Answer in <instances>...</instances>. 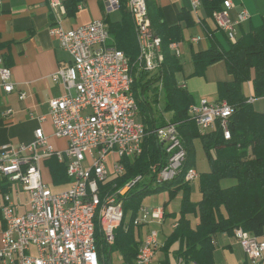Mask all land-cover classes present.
<instances>
[{
	"label": "built area",
	"instance_id": "built-area-1",
	"mask_svg": "<svg viewBox=\"0 0 264 264\" xmlns=\"http://www.w3.org/2000/svg\"><path fill=\"white\" fill-rule=\"evenodd\" d=\"M132 1L136 23L141 24L145 35V62L139 63V69L149 74L150 79L160 76L158 82L163 83L162 61L157 54L156 37H153L145 5L143 0ZM51 5L62 7V2L51 0ZM191 5L193 14L200 20L201 0H191ZM232 7L233 1L225 0L223 8L214 12L212 18L216 27L235 42L238 39L237 26L250 16L243 9L234 20L230 15ZM107 8L109 11L119 10V0H108ZM50 33L71 57L70 62L62 64L52 74V80L61 84L65 92L49 101L53 135L65 138L67 147L65 150L56 149L42 128L35 130L34 139L29 143H7L0 147V174L9 184L17 186L14 193L0 194L3 220V226H0V264H96L93 258V203L98 192L104 190L102 185L125 172L123 159H133L142 153V144L148 133L139 119L136 97L128 91L129 59L124 51L111 44L109 27L104 19L70 29L64 28L56 19L50 26ZM199 40V36L191 38L192 42ZM169 46L173 55L182 57L179 42H172ZM179 87L186 89L185 84H179ZM0 90L6 94L15 90L12 71L1 53ZM24 97L25 93H22L21 98ZM254 100L252 96L249 98V102ZM11 113L10 107L4 111L5 115ZM188 113L201 132L213 130L219 121L225 138L231 137L228 122L234 108L227 101L201 98L190 105ZM154 133L168 155L164 167H152L154 183L175 179V173L182 166L184 151H187L178 125L169 120L158 126ZM51 158L66 165L70 185L65 191L53 192L44 179L42 163ZM199 176L193 167L185 182L192 184ZM143 179V175H138L124 189L116 190L115 195L109 197L103 218L107 246L114 244L116 229L126 218L124 198ZM21 192L28 195L23 212L19 210ZM164 217L163 206H142L133 223L136 227L155 222L162 224ZM176 226L177 223L174 228ZM232 237L241 244L253 264L264 260V236H254L236 228ZM163 246L159 230L149 229L140 238L133 264H160L157 256ZM121 260L122 264V254ZM177 264L191 263L177 259Z\"/></svg>",
	"mask_w": 264,
	"mask_h": 264
},
{
	"label": "trees",
	"instance_id": "trees-1",
	"mask_svg": "<svg viewBox=\"0 0 264 264\" xmlns=\"http://www.w3.org/2000/svg\"><path fill=\"white\" fill-rule=\"evenodd\" d=\"M84 1L64 0L67 15L74 16ZM224 1L201 0L206 16L212 18L214 12L223 8ZM119 2L121 20L111 22L104 18V21L109 27L111 44L124 51L129 59L130 72L134 77L133 92L140 112H145L142 117L148 133L142 144V153L133 159L124 158L125 172L109 179L102 188L105 193H115L138 175H145L146 178L150 176L152 181L138 183L124 198L126 218L116 229L114 244H105L97 224L96 242L101 263L104 264L107 258L110 259L111 252L116 250L123 256L122 264H133L140 244L138 237L141 230V226L136 227L133 220L142 207V200L149 195L168 191L170 201L181 192V207L177 226L166 238L162 248L163 258L160 259V264H171L169 255L174 244H178L173 251L176 260L183 259L194 264H217L214 259V235L222 232L232 234L236 228H242L254 236H264V110L257 109L255 103L249 102L250 96L244 92V85L250 83L251 96L255 100L264 98V24L239 36L235 42L229 41L227 47L214 37L213 32H209V48L203 51L192 50L193 76L203 75L209 65L224 60L228 73L233 78L231 81L218 83L219 100L227 101L234 108L228 122L231 137L226 139L219 121L213 130L201 132L197 123L189 117V107L195 99L187 89L179 87L177 74L182 72L183 66L180 58L171 53L169 46L172 42L183 40L182 27L180 24L168 25L156 1L147 0L149 17L161 38L164 52V112L173 113L171 121L178 124L182 142L187 150V160L182 173L173 180L154 186L155 175L151 172L152 166L158 165L162 168L168 162V155L154 130L165 125L166 121L163 117L160 121L156 120L152 104L147 103L145 96L149 83L142 85L141 80H136L141 70L135 21L127 4L128 0ZM179 20H185L189 26L194 23L189 12L185 10ZM145 76L150 79L146 72L140 77ZM158 80L160 76H154L149 82ZM196 140L201 142L210 170L200 174L201 199L193 202L192 186L185 182L184 176L190 168L195 167ZM47 162L55 184L70 181L64 163L59 162L57 158H51ZM224 179H233L235 182L223 187L221 182ZM2 190L7 191L6 187ZM130 214L131 218L127 220ZM125 225L128 226L127 229L124 228Z\"/></svg>",
	"mask_w": 264,
	"mask_h": 264
},
{
	"label": "crops",
	"instance_id": "crops-1",
	"mask_svg": "<svg viewBox=\"0 0 264 264\" xmlns=\"http://www.w3.org/2000/svg\"><path fill=\"white\" fill-rule=\"evenodd\" d=\"M60 1L62 2V7H53L51 0H0V53L4 56L6 64L11 69L12 80L15 83V90L9 94L0 90V147L7 143L15 145L29 143L34 139L35 130L42 128L49 137L50 143L56 149L65 150L67 140L53 135L54 130L49 115V101L61 96L65 92V88L61 84H57L52 80V74L62 64L70 62L71 57L60 47L57 38L51 35L50 26L56 19L66 29L74 28L100 18H106L111 22H119L121 20L110 18L111 13L119 12L121 14V12L119 10L109 11L107 8L108 0H85L79 6L74 16L67 15L63 3L64 0ZM155 1L161 7L168 25L180 24L182 27L184 37L179 42L182 48V57L180 58L183 66L182 72H184L185 64L183 58L185 57L186 50L189 49L191 58L192 50H207L210 46L209 32H213L214 37L223 46H228L229 38L216 27L213 18L206 16L204 9L200 11V20L196 19L192 12L191 0ZM232 1L233 7L230 10L232 19H237L238 14L243 9L247 10L250 16L246 21L237 26L238 37L264 24V0ZM184 10L189 12L194 21L193 25L189 26L185 20H179V16ZM195 36H199L200 40L192 42L191 38ZM191 64L192 70L190 71L189 77L190 75L191 77H200V79L210 83V89L200 99L207 98L211 101H218V83L233 79L228 73L226 62L220 60L209 65L204 74L200 76L192 75L194 71L193 60H191ZM182 81L178 80L179 84H185L186 89L195 97V89L192 88L193 92L188 89V80ZM153 83V81L150 82V84ZM156 83L161 87L160 92H164L163 83ZM244 92L247 96L251 97L250 83L244 85ZM22 93H25L24 98H21ZM194 99L195 102H199L200 100L199 98ZM256 101V108L263 111L264 98L254 100L253 103ZM164 106L165 103L162 106L163 108H159L161 113H158V115L154 113V110L153 113L155 119L160 116V118L163 117L168 122L172 119L173 113L164 112ZM8 107L12 109V113L5 115L4 111ZM41 117H44V119L41 120ZM48 160L42 163V170L46 174V177H44L45 181L49 185L51 183L56 186L62 184L70 185V181L63 182L62 184L54 183L50 166L47 162ZM4 187H6L7 192L11 193H14L16 191L15 189H17L16 185L9 184L0 174V194L5 192L2 190ZM22 193H20L22 206L19 209L21 212L26 210L25 204L28 201V195H23ZM177 197L180 198V201H177ZM177 197L170 201L168 192L167 199H164L161 205L152 204L148 206L164 207L166 204L165 214L169 215H165L164 221L161 224L163 232L164 225L170 226L173 231L174 224L177 223L181 207V192ZM199 200L193 201L192 199L193 202H198ZM196 223L197 221L195 220L194 224ZM2 224L3 220L0 213V226H3ZM157 224L159 223L155 222L147 225L144 231L141 229V236ZM213 245L215 248L214 259L217 264H253L248 260L241 244L232 237V234L222 232L214 235ZM160 255L163 256L162 252ZM258 264H264V260Z\"/></svg>",
	"mask_w": 264,
	"mask_h": 264
},
{
	"label": "rangeland",
	"instance_id": "rangeland-1",
	"mask_svg": "<svg viewBox=\"0 0 264 264\" xmlns=\"http://www.w3.org/2000/svg\"><path fill=\"white\" fill-rule=\"evenodd\" d=\"M110 18L111 19L113 18L115 20L116 19H121V14L119 12L118 13H111ZM191 60H192V58H191L190 51H189V49H187L185 57L183 58V61H184V64H185L184 65V72H182L181 74H178L177 75V79L180 80V81L183 80L182 82L188 80V83H189V88L188 89H190V91H192V88L195 89L194 90L195 91V97L194 98H196V99L199 98L200 99V97L205 96L204 94L206 93V91H208L210 89V83H208L205 80L200 79V77H191V75L189 77V74L191 73L190 71L192 70ZM139 72H137V76H139L138 75ZM143 74H144V72L141 71L140 72V76L142 77ZM140 76L137 77L136 80H139V81L141 80L142 85L144 83H149V86L147 87L148 91L146 92L145 98L147 99V103L148 104L149 103L152 104V108L154 110V113L156 115H158V113H161L159 108L162 107L164 105L165 101H166L164 92L163 91L160 92L161 87H160V85H157L156 82H154L153 84H150L149 80L147 79L148 75L143 77V78H141ZM140 90H141V88H140ZM160 93H161V95H160ZM248 95H250V94H248ZM156 98H158L159 102H156ZM256 103H257V101L255 102V105H256ZM144 113L145 112L141 111L140 114H139V119L142 122H143L142 115H144ZM156 119L159 120L160 116H158ZM154 166H152V167H154ZM158 168H159V166H158ZM195 168L197 169V171L200 174L209 171L208 159L206 157L204 149H203V147L201 145V142L199 140L196 141V164H195ZM43 174H44V177H46V174L44 172H43ZM143 176H144V179L142 181H148V180L150 181L151 180L150 176L148 178H146L145 175H143ZM154 181L155 180H153V182ZM234 182L235 181L233 179H224V180H222L221 185L223 187H227V186H230V185L234 184ZM153 185L154 186H158L157 182L153 183ZM191 186H192V194H191L192 196L191 197H192L193 201L199 200L201 198V193H200V189H199V179L195 180L191 184ZM50 187H51L53 192H62V191H65L69 187V185L62 184V185L56 186L53 183H51ZM135 187L132 188L131 190H129L128 193L130 191L134 190ZM22 194L23 195H27V193H25V192H23ZM167 197H168V192L167 191L162 192V193H158V194L149 195L148 197H146V198H144L142 200V206L143 207H148V206H150L152 204L161 205L163 203L164 199L166 200ZM176 197H175V199H176ZM177 201H180L179 197H177ZM130 218H131V214L127 217V220H130ZM146 227H147V225L141 226L142 231H144L146 229ZM163 227H164V232L162 231L161 224H157V225H155L153 227V228L159 230L161 243H165L166 238L171 234L170 232H172V229L170 228V226L164 225ZM140 238H141V234L139 235L138 240H140ZM172 247L173 248L171 249V253L169 255L170 263L171 264H177V260H176L175 256L173 255V251L178 247V244H174ZM162 258H163V256L160 255V253H159L158 256H157V260H160ZM121 262H122L121 253L119 251L114 250V251L111 252V258L110 259L107 258L105 260L104 264H111V263L112 264H121Z\"/></svg>",
	"mask_w": 264,
	"mask_h": 264
},
{
	"label": "bare ground",
	"instance_id": "bare-ground-1",
	"mask_svg": "<svg viewBox=\"0 0 264 264\" xmlns=\"http://www.w3.org/2000/svg\"><path fill=\"white\" fill-rule=\"evenodd\" d=\"M119 4H120V2H119ZM127 4L130 7V9H131V12H132V15H133V18H134V21H135L136 34H137L139 45H140L139 63H143V62H145V35L143 33V28H142L141 24H137L136 23V10L134 8L133 1L132 0H128ZM143 4L145 5L147 19H148V22H149V24L151 26L153 37H156L157 54L160 56V60L163 63V61H164V52H163L161 38L156 33L155 29L152 26L151 19L149 17V13H148L147 0H143ZM127 75L129 76V81H128L129 94H133L134 95L133 88H132L133 87V83H134V77H133V75L130 72L129 61H128V64H127ZM182 144H183V142H182ZM137 156H139V155H137ZM186 160H187V151H184V158L182 160V166H180L179 170H177V172L175 173V177L179 176L182 173V168H183L184 163H186ZM192 170H193V168H190L186 172V174L184 176L185 181L189 177V175L191 174ZM171 180H173V179H171ZM167 181H170V180H167ZM167 181L157 182V184L158 183H164V182H167ZM130 183H131V181L129 183H127V184H130ZM124 187H126V186H124ZM124 187L119 189V190L124 189ZM114 195H115V193H108V192L105 193V190H100L98 192V196H96V200L93 203V214H92V233H93V240H94V243H93V258L96 261V264H102L101 263L102 262L101 255L99 254V250H98L97 242H96L97 241V237H96V235H97V224H99V226H100L101 237L104 238L103 218H104V214H105V208L109 204V197H112Z\"/></svg>",
	"mask_w": 264,
	"mask_h": 264
}]
</instances>
